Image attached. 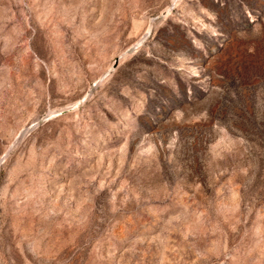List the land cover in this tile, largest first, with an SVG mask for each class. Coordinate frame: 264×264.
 Here are the masks:
<instances>
[{
    "label": "rangeland",
    "instance_id": "1",
    "mask_svg": "<svg viewBox=\"0 0 264 264\" xmlns=\"http://www.w3.org/2000/svg\"><path fill=\"white\" fill-rule=\"evenodd\" d=\"M0 264H264V0H0Z\"/></svg>",
    "mask_w": 264,
    "mask_h": 264
}]
</instances>
